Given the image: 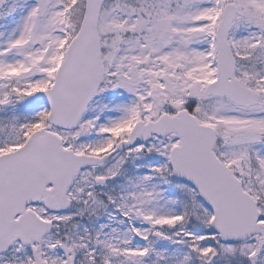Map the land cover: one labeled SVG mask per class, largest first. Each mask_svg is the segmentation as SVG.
Wrapping results in <instances>:
<instances>
[{
	"label": "snow or ice",
	"instance_id": "obj_1",
	"mask_svg": "<svg viewBox=\"0 0 264 264\" xmlns=\"http://www.w3.org/2000/svg\"><path fill=\"white\" fill-rule=\"evenodd\" d=\"M0 264H264V0H0Z\"/></svg>",
	"mask_w": 264,
	"mask_h": 264
}]
</instances>
